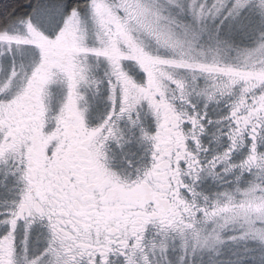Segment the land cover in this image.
Instances as JSON below:
<instances>
[{
  "label": "snow or ice",
  "instance_id": "1",
  "mask_svg": "<svg viewBox=\"0 0 264 264\" xmlns=\"http://www.w3.org/2000/svg\"><path fill=\"white\" fill-rule=\"evenodd\" d=\"M0 264H264V0H0Z\"/></svg>",
  "mask_w": 264,
  "mask_h": 264
}]
</instances>
